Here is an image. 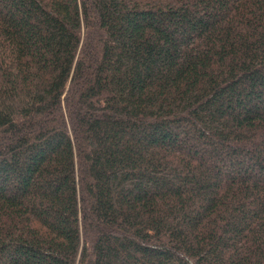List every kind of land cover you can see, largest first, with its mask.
<instances>
[{
    "label": "trees",
    "instance_id": "1",
    "mask_svg": "<svg viewBox=\"0 0 264 264\" xmlns=\"http://www.w3.org/2000/svg\"><path fill=\"white\" fill-rule=\"evenodd\" d=\"M0 264H264V0H0Z\"/></svg>",
    "mask_w": 264,
    "mask_h": 264
}]
</instances>
